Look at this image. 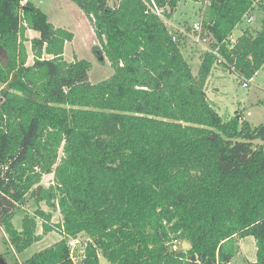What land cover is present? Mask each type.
<instances>
[{"label":"trees","instance_id":"obj_1","mask_svg":"<svg viewBox=\"0 0 264 264\" xmlns=\"http://www.w3.org/2000/svg\"><path fill=\"white\" fill-rule=\"evenodd\" d=\"M71 1L113 69L101 81L90 82V61L64 59L73 32L30 1L0 0V227L16 253L61 235L21 264H76L67 240L79 235L80 264H101L99 253L111 264H230L246 236L256 259L241 264H264V150L253 143L264 142V125L219 114L206 93L215 56L204 52L194 74L150 0ZM178 1L154 0L166 18ZM207 1L202 32L253 77L264 64V16L231 50L224 41L259 0ZM26 29L39 33L31 64ZM47 174L52 183L39 186ZM29 192L60 220L37 209L17 229ZM173 239L188 247L168 251Z\"/></svg>","mask_w":264,"mask_h":264},{"label":"rangeland","instance_id":"obj_2","mask_svg":"<svg viewBox=\"0 0 264 264\" xmlns=\"http://www.w3.org/2000/svg\"><path fill=\"white\" fill-rule=\"evenodd\" d=\"M40 1H42L40 3ZM110 5H114L118 0H108ZM205 0H179L176 9L171 13L170 18L161 16L167 28L175 36L180 50L189 62L192 72H197L201 57L204 53L202 45L195 40L196 32L192 29V24L198 21L205 8ZM35 6L42 9L48 16V20L56 25L67 28L74 33V39L68 42L64 49L65 60L72 61V55L76 54L82 59H86L92 63L88 71L89 80L92 83L101 81L113 72L109 62L102 54L100 45L97 41L92 45L95 35L90 24L86 20L82 11L71 0H30ZM253 21L250 24L241 22L231 32L232 38L238 37L245 28L259 31L261 27V19L264 16V0H259L255 3L252 10ZM259 26V29L256 27ZM241 35V34H240ZM74 48V49H73ZM216 67L222 69L223 74L220 77L211 78L206 85V90L212 98L222 97L225 98L223 102L225 105L220 109V113H234V109L242 110L244 115L249 111L248 116L245 115L249 124L253 127L264 125V64L253 75L248 87H242V80L235 77L232 72H229L221 64ZM226 69V70H225ZM255 146L262 145L264 150V142L256 139L253 141ZM53 175L47 174L42 176L39 186L47 187L52 183ZM41 209L45 212L52 213V222L60 220L61 216L57 210H51L44 201H38L36 196L31 192L27 193L21 202L18 203L13 222L16 228H21V219L24 214L33 215L35 210ZM38 227L37 232H41V225L37 219ZM57 231H51L45 235L41 241L33 243L20 253L13 251L11 244L0 227V252L6 258L9 264H21V262L32 255L34 252L42 249L53 243L61 235ZM82 244L75 248L72 253L73 260L76 264L81 263L83 256L86 237L84 235L78 236ZM176 240L177 250L181 247H186V242L181 239ZM168 251L171 250L170 246L167 247ZM174 251V252H176ZM255 241L252 236H246L240 241V250L237 256L230 264H241L242 259L244 262L254 261L256 259ZM99 260L101 264H111L99 253Z\"/></svg>","mask_w":264,"mask_h":264},{"label":"built area","instance_id":"obj_3","mask_svg":"<svg viewBox=\"0 0 264 264\" xmlns=\"http://www.w3.org/2000/svg\"><path fill=\"white\" fill-rule=\"evenodd\" d=\"M27 1L28 0H19V6H23L24 4H26ZM204 2H205V5L208 4V1L207 0H205ZM149 7H150V9L153 12H155L159 16H162L161 15L162 9L157 7V5L155 4L154 0H150V6ZM19 11H20V14H21L22 11L21 10H19ZM251 12L252 11H249L248 13H246L243 16L242 20L238 24H240L241 22H245L247 24L252 23L253 16H252V13ZM201 22H202V15H201V17H200V19L198 21H195L192 24V29H193V31L196 32L195 40L197 42H199L200 45H202V48H203L204 52H210L216 58L212 70L216 67L217 64H221L222 66L224 65L223 66L224 68H226V66H227L226 69L229 72H232L235 77H237V78L239 77L242 80V83H241L242 87H248L249 83L251 82L252 77L251 78H245L244 76H242L241 74H239L236 71V69L234 68V66L231 65L226 60V58L222 55V53L220 51V45L221 44L218 43V42H216L209 35H207V34H205V33L202 32V24H201ZM173 39L176 40V38H175L174 35H173ZM236 39H237V37L232 38V36L229 35V37L224 41L227 50H231L234 47V45L236 43ZM212 43H214V45H215L214 47L211 45ZM249 114H250V112L247 111L245 115L248 116ZM245 115H242L241 120H244L245 119ZM81 244H82V241H81V239L78 236H74V237L68 238V240H67V246L69 248L71 257H72L73 250L75 248L81 246ZM168 245L170 246L171 250H173V251H176L177 250L176 240H171ZM84 248H85V246H84ZM181 248H184V247H181ZM72 259H73V257H72Z\"/></svg>","mask_w":264,"mask_h":264},{"label":"crops","instance_id":"obj_4","mask_svg":"<svg viewBox=\"0 0 264 264\" xmlns=\"http://www.w3.org/2000/svg\"><path fill=\"white\" fill-rule=\"evenodd\" d=\"M28 1H30V0H28ZM42 1H40V3H41ZM80 9V8H79ZM42 10V9H41ZM81 10V9H80ZM82 11V10H81ZM83 13V12H82ZM83 15L85 16V14L83 13ZM85 18H86V20L88 21V23L90 24V22H89V20L87 19V17L85 16ZM54 24V23H53ZM56 27H61V28H64V29H67V28H65V27H62V26H60V25H56V24H54ZM90 26H91V24H90ZM237 27V26H236ZM91 28H92V26H91ZM253 29L255 30V26H253ZM256 29H259V26H257L256 27ZM68 30V29H67ZM260 30V29H259ZM70 31V30H69ZM241 33H242V31H241ZM240 33V34H241ZM240 34H238L237 36H239ZM38 35H39V33L37 32V31H35V30H33V29H26V31H25V36H26V38H27V40L26 41H24V45H25V47H26V51H27V54H28V57H27V64H31L32 62H33V55H32V51H31V43H30V40L32 39V38H34V37H38ZM74 39V33H73V38H72V40ZM71 40V41H72ZM71 41H66L65 42V44H64V49H65V47L67 46V44H68V42H71ZM95 41H97L96 40V37H95V39L93 40V43H92V45L95 43ZM74 49V48H73ZM78 54V53H77ZM76 54V51H75V54H73L72 55V57H73V59L74 58H77V59H82V58H80V57H78V55ZM63 57H64V59H65V52H64V50H63ZM222 69H220V68H218V67H215L213 70H212V72H211V74L209 75V77H208V79H207V81H206V85H207V82L212 78H215V77H220V75H222L223 74V71H221ZM252 79H253V77H252ZM251 79V81H253ZM206 93H207V90H206ZM207 96L209 97V99L212 101V103L214 104V106L216 107V109H217V111L219 112V114H221L220 113V111H219V108L221 109L224 105H225V103L223 102V100L225 99V98H222V97H216L215 96V98H212L211 96H209L208 95V93H207ZM235 111H239L242 115H244V113H243V111L242 110H239L238 108L237 109H234L233 110V112H235ZM247 112V111H246ZM226 115H228V116H230V115H233V113H225ZM245 120L247 121V118H245ZM248 122V121H247ZM249 123V122H248ZM14 223V222H13ZM17 229H20V227L19 228H17ZM60 236V235H59ZM45 238V236L43 237V239ZM58 239H60V237L59 238H57L55 241H57ZM42 240V239H41ZM40 240V241H41ZM55 241H53V243L55 242ZM184 245H186V247H188V245L187 244H184Z\"/></svg>","mask_w":264,"mask_h":264},{"label":"water","instance_id":"obj_5","mask_svg":"<svg viewBox=\"0 0 264 264\" xmlns=\"http://www.w3.org/2000/svg\"><path fill=\"white\" fill-rule=\"evenodd\" d=\"M6 58V52L3 49V47L0 45V60L3 61ZM37 191L39 192V188L37 189ZM1 264L4 263L3 259H0Z\"/></svg>","mask_w":264,"mask_h":264}]
</instances>
